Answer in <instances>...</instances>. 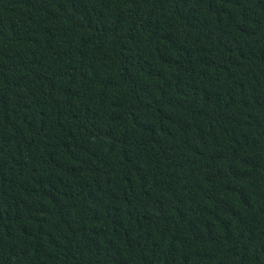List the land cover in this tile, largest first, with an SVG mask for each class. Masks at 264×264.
I'll return each mask as SVG.
<instances>
[{
	"label": "trees",
	"instance_id": "trees-1",
	"mask_svg": "<svg viewBox=\"0 0 264 264\" xmlns=\"http://www.w3.org/2000/svg\"><path fill=\"white\" fill-rule=\"evenodd\" d=\"M0 264H264V0H0Z\"/></svg>",
	"mask_w": 264,
	"mask_h": 264
}]
</instances>
